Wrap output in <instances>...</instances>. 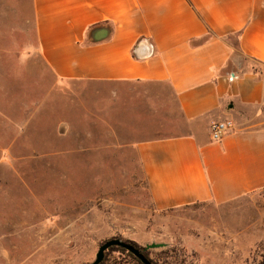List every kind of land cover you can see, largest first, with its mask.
Wrapping results in <instances>:
<instances>
[{"label": "crops", "instance_id": "1", "mask_svg": "<svg viewBox=\"0 0 264 264\" xmlns=\"http://www.w3.org/2000/svg\"><path fill=\"white\" fill-rule=\"evenodd\" d=\"M29 1L33 49L75 101L77 143L131 150L158 210L244 202L264 215V0ZM223 120L233 128L213 141ZM238 223L208 231L256 234L255 219Z\"/></svg>", "mask_w": 264, "mask_h": 264}, {"label": "rangeland", "instance_id": "2", "mask_svg": "<svg viewBox=\"0 0 264 264\" xmlns=\"http://www.w3.org/2000/svg\"><path fill=\"white\" fill-rule=\"evenodd\" d=\"M33 45L30 1L0 0V264H89L113 238L163 244L150 249L156 264H264L259 206L158 210L131 150L104 135L77 143L75 101L54 86ZM249 216L256 234L211 238L213 220L232 229L241 226L234 217ZM103 264L138 263L113 250Z\"/></svg>", "mask_w": 264, "mask_h": 264}, {"label": "water", "instance_id": "3", "mask_svg": "<svg viewBox=\"0 0 264 264\" xmlns=\"http://www.w3.org/2000/svg\"><path fill=\"white\" fill-rule=\"evenodd\" d=\"M137 50V49H136ZM136 56L138 58L144 57V55H141L136 52ZM163 244H150L144 247L143 250L135 248L130 243H127L125 241H122L117 238L109 239L104 241L99 247L95 254L94 260L89 264H100L104 258L105 252L111 248V247H119L121 249L126 250L128 253H130L133 257H135L141 264H152L144 255L143 251L150 250V249H156L163 247Z\"/></svg>", "mask_w": 264, "mask_h": 264}, {"label": "built area", "instance_id": "4", "mask_svg": "<svg viewBox=\"0 0 264 264\" xmlns=\"http://www.w3.org/2000/svg\"><path fill=\"white\" fill-rule=\"evenodd\" d=\"M236 76L229 77V81L235 79ZM233 128V123L230 120L215 121L210 125V135L213 141H219L223 136Z\"/></svg>", "mask_w": 264, "mask_h": 264}, {"label": "trees", "instance_id": "5", "mask_svg": "<svg viewBox=\"0 0 264 264\" xmlns=\"http://www.w3.org/2000/svg\"><path fill=\"white\" fill-rule=\"evenodd\" d=\"M117 239H119V238H117ZM120 240H122V239H120ZM122 241H125V240H122ZM125 242H127V243H130L131 245H133L135 248H137V249H140V250H143L144 249V247H139V246H137L134 242H132V241H125ZM113 250H116V251H121V252H124V253H127L129 256H131L138 264H141L135 257H133L130 253H128L126 250H124V249H121V248H119V247H111V248H109L106 252H105V254H104V258H103V260H102V262L100 263V264H103L104 263V259H105V256L107 255V253H109L110 251H113ZM150 250H145V251H143V255L152 263V264H156V262L152 259V258H150V256H149V254H150Z\"/></svg>", "mask_w": 264, "mask_h": 264}]
</instances>
